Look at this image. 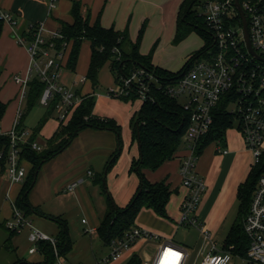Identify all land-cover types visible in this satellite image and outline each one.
<instances>
[{
  "label": "crops",
  "instance_id": "0c3cea01",
  "mask_svg": "<svg viewBox=\"0 0 264 264\" xmlns=\"http://www.w3.org/2000/svg\"><path fill=\"white\" fill-rule=\"evenodd\" d=\"M183 1L57 0L56 7L51 9L50 0H0V13L8 12L18 21V25L14 28L3 21L0 35V100L6 104L5 114L0 120L3 127L10 129L19 121L23 122L24 129H32L38 125V123L35 125L29 123L30 114L22 117V108L26 98L21 96V85L14 79L16 75L25 77L31 66L27 45L31 38L29 28L32 24L42 23L45 27L43 37L45 40H49L53 32L60 30L63 21L69 23L74 21L73 8L75 3H78L81 13L85 17L89 16L91 22L99 20L105 28L126 32L132 42L138 40L143 29L140 52H147L142 44L150 29L158 32L156 38L159 35V39L155 44L157 49L164 42L163 38L167 32L170 34L169 43L173 40ZM17 36L24 37L25 42L19 43ZM193 50L190 49L181 58L179 57L177 62H172L166 67H163L159 62L156 64L152 62L155 66L177 72L184 66L185 63L181 67L183 61L187 62L193 55ZM156 54L157 51L154 57ZM91 56L90 42L84 41L81 45L77 66L75 69H70L66 66L67 53L63 60L64 68L59 82L75 91L79 96L94 95L96 102L93 113L99 118L115 121L121 128V136L125 129L130 131L133 136L131 122L140 107L133 113V104L130 100L107 94V91L116 85L115 77L108 64L104 65L99 72V81L101 83L104 79L108 86L107 91L98 90L101 84L94 88L91 80L87 78ZM82 77H86L83 82L81 81ZM39 102L41 104V101ZM43 106L45 107L44 104ZM55 113L57 114V112ZM34 115L36 118V113ZM41 115V112H38L39 119L44 117ZM60 124L58 114L56 116L49 115L40 128L36 141L44 147L45 142L53 136ZM237 133L230 132L228 134L227 131L226 145L229 148L227 152H220L218 148L221 145L212 142L203 150L197 161V170L206 182V190L198 205L197 215L203 222L205 230L211 235L213 242L214 236L229 224L230 215L238 201V188L245 182L252 168V154L242 140L241 134L238 131ZM118 144V135L110 128L88 126L81 129L68 147L41 166L36 175L35 184L28 195L30 205L39 208L40 212L27 214L26 217L31 222L35 215L40 219L52 221L56 226L54 236L58 235L60 226L52 217H61L68 224L72 240L69 218L75 206L70 202L77 201L87 215L82 220H87V223H84V233L88 235L85 228L88 225L98 227L108 207L107 198H104L103 191H100V185L103 188L101 177L106 169L102 175L99 170L106 168L107 161L117 149ZM131 150L132 148L129 147L130 152ZM133 153L132 161L139 157L140 152L137 154L133 151ZM184 154L185 151L180 150L176 152L173 159L166 161L157 170H145L146 177L152 182L166 179L170 183L172 193L167 204V217H161L153 210L144 208L136 219V225L169 238L176 244L191 248L190 243L185 239L177 238L181 229L177 226L181 216V205L188 193V188L182 184L179 174L181 157ZM121 157H123L122 151L117 163L106 171L105 180L108 179L111 190H114V201L123 207L128 196L136 192L139 177L133 176L130 169L128 172L132 161L126 159L125 162H121ZM24 163L27 167L28 177L23 183H12L7 175V164L0 161V227L5 225L8 220L13 219L14 203L29 179L33 165L28 161H24ZM88 170L93 173L88 174ZM74 180H81V183L74 192H66L65 187ZM196 229L203 237L202 231L199 228ZM95 235L99 236L98 233ZM90 236L92 244L94 235L90 234ZM106 247L108 248V246ZM143 249L144 240L140 239L125 252L126 255L124 254L125 257L123 256L121 264H126L135 254L141 256L140 253H142L141 257H144ZM189 250L191 251V249ZM101 257V255H95V262ZM160 264H164V262L161 261Z\"/></svg>",
  "mask_w": 264,
  "mask_h": 264
},
{
  "label": "built area",
  "instance_id": "2783aa9c",
  "mask_svg": "<svg viewBox=\"0 0 264 264\" xmlns=\"http://www.w3.org/2000/svg\"><path fill=\"white\" fill-rule=\"evenodd\" d=\"M245 12L250 38L257 54L264 58V0H240ZM57 0H50V8L56 7ZM205 21L214 37V50L207 51L195 60L183 74L166 87V94L173 98H182L181 104L189 115V125L185 135L186 149L181 157L179 174L188 193L181 205V216L177 226H195L199 228L205 240L203 250L195 264H230L234 254L223 246L218 248L211 235L204 228L197 215V208L206 190V182L197 170L199 155L196 153L199 140L207 134L214 124V114L222 101H226V110L238 122L247 149L253 157L252 167L264 166V60L254 56L248 49L242 19L234 6V0H207L203 6ZM4 22L13 28L18 25L8 12H1ZM240 17V23L236 20ZM32 39L27 45L31 57V66L25 77L15 76L21 85V96H25L28 80L34 73L46 82L41 96V103L48 105L56 95L60 97L56 104L58 119L64 122L73 108L83 97L59 82L64 68L65 51L56 49V39L61 38L60 31H55L49 40H45V27L42 23L32 24L29 28ZM19 43H24L22 36H17ZM67 45L65 42L63 46ZM82 77L81 81H85ZM159 79L145 68L131 72L111 87L107 94L121 97L136 90L141 100L152 98L153 84ZM29 130L18 129V122L12 128L5 129L0 122V136H9L8 152L0 149V161L7 164V175L12 183H23L28 175L27 167L21 158V145L26 142ZM32 148L41 150L38 142ZM218 150L227 152L219 146ZM88 170V174H92ZM81 180H74L65 187L66 192H74ZM87 223L86 219L82 220ZM5 226L12 232L19 233L25 227L30 229L28 239L34 245L30 253H36L40 242H50L56 260L52 264H70L60 254L56 236H51L33 225L26 215L16 208L14 203L13 219ZM244 230L249 239L247 260L250 264H264V171L259 175L249 211L244 220ZM85 232L98 233V227L88 225ZM144 240L143 264H188L191 251L186 246L174 243L158 233L138 225L132 226L122 237L113 239L108 245L109 253L95 264L118 262L138 240ZM210 246V247H209Z\"/></svg>",
  "mask_w": 264,
  "mask_h": 264
},
{
  "label": "trees",
  "instance_id": "16d2710c",
  "mask_svg": "<svg viewBox=\"0 0 264 264\" xmlns=\"http://www.w3.org/2000/svg\"><path fill=\"white\" fill-rule=\"evenodd\" d=\"M207 0H184L181 4L176 29V39H183L191 30H198L205 39L204 47L194 53L177 72H172L155 66L152 56L144 55L140 52V40L143 29L136 42H132L126 32L117 31L113 28H105L99 20L91 22L89 16H84L80 11V5L75 3L73 8L74 21L72 23L63 21L61 23V38L56 39V49L68 53L66 66L75 69L79 59L81 45L84 41H89L92 49V56L87 73V78L91 80L94 88L100 85L99 72L101 68L108 64L115 77V82L119 83L121 78L128 76L132 71L145 68L152 72L158 79V84L152 85V98L141 100L140 109L134 114L131 122L133 140L138 142L139 157L132 161L131 172H135L139 177V185L129 203L121 207L107 191L105 180L106 171L110 170L119 159L122 151L121 128L115 121L103 119L96 116L94 111V95H86L78 104L70 119L61 122L58 130L49 138L41 150L32 148V143L37 142L39 130L45 123L47 117L56 112V104L60 97H56L49 102L46 115L40 120L38 126L33 129L32 135L21 145V158L30 162L33 167L30 176L18 198L15 206L26 216L33 212H40V209L30 205L28 195L32 190L36 175L41 166L50 158L57 155L68 147L79 131L85 127L110 128L114 130L119 139L117 149L112 153L106 164V171L101 177L102 186L107 195L108 207L98 226V234L104 245L108 246L113 239L124 236V234L134 225L140 212L145 209L153 210L161 217H167V204L172 190L170 183L166 180L152 182L146 175L145 170H157L166 161L173 159L176 152L186 149L185 135L189 125V115L184 110L181 102L166 94V87L176 81L185 69L193 62L201 58L207 51L214 50V37L208 28L204 15L199 10ZM236 20L240 23V17ZM3 29V19L0 14V35ZM31 38L32 39V33ZM67 45L63 46L64 43ZM70 48V49H68ZM46 86L37 73H34L28 80L25 98H28V110L36 102H39ZM136 90H131L129 94L121 96L126 100L139 98ZM226 101H222L215 111L214 124L211 130L202 136L197 144L196 153L200 156L203 150L212 142L221 146L226 144V134L233 126L234 119L226 110ZM26 110V111H28ZM6 111V104L0 100V120ZM26 114L22 113V117ZM18 129L23 130L22 121L18 123ZM10 146L9 136H0V149L8 152ZM264 171V166L252 167L251 171L238 188V213L225 240L223 247L241 257L247 256L249 239L244 230V220L249 211L252 197L257 185L259 175ZM28 177V175H27ZM60 226V231L56 236L59 252L63 256L71 251L73 243L69 234L68 224L61 217H52ZM8 236L4 245L10 247L13 237L17 234L10 231L5 225L2 226ZM40 253L44 256L42 264H52L56 260L54 249L50 242H40ZM14 264H33L23 259H17ZM126 264H143L141 256L133 255Z\"/></svg>",
  "mask_w": 264,
  "mask_h": 264
},
{
  "label": "rangeland",
  "instance_id": "374dc122",
  "mask_svg": "<svg viewBox=\"0 0 264 264\" xmlns=\"http://www.w3.org/2000/svg\"><path fill=\"white\" fill-rule=\"evenodd\" d=\"M199 10L201 12H204V10L200 7ZM157 33H158L157 30L155 31L152 29L149 30L148 35L145 36L146 38H144V42L142 44L144 50H147V52L141 51V53L144 55L151 54L152 61L154 62V64L159 62L163 67H166V65H169L172 62H177L179 57L181 58L190 49L192 50L194 49L193 50L194 51L193 54H194L200 51L205 45V39L202 36V34L198 30L193 29L181 40L176 39V31H174L173 40H171L170 43H169L170 34L169 32H167L165 37L163 38L164 42L157 49V45H155L157 40L159 39V35L156 38ZM156 51L157 54L154 57ZM184 63H186L185 60L183 61L181 67L183 66ZM102 81L103 82L100 83L101 85L98 90L107 91L108 86L105 84L104 79H102ZM179 100L182 101V98H180ZM130 101L133 104L132 112L134 113L140 107L141 99L139 98L130 99ZM74 109L75 108H73L72 111L70 112L68 118L66 119V122L70 119ZM22 110L24 114L26 115L30 114L29 123L35 125L37 123L39 124L41 119V118L39 119L40 116H38V112H41V114L45 116V113L48 111V106L45 105L44 107L42 103L40 104V102H36L33 105V107L30 110H28V98H26ZM35 113H36V118L34 115ZM52 115L56 116L57 114L54 112L52 113ZM37 126L38 125L34 126L32 129H27L29 130V132L26 135L27 136L26 139H28L32 135L33 129H35ZM237 131H238V122L234 120L233 126L228 129V134L230 132L238 134ZM121 137L123 142L122 143L123 157H121V162H125L126 159H130L132 161L133 156L131 155H134L133 151L136 152L137 154L139 152L138 142L133 140L132 138L133 136L131 135L130 131H127V129L124 130ZM129 147L132 148L131 152L129 151ZM222 147L226 148L227 150L229 149L226 144ZM129 169L130 168H128V172ZM104 170L105 167L99 170L100 175L104 173ZM132 173L133 176L138 177V175L135 172ZM106 181H107V191L110 192L113 197L114 190H111L110 184L108 183V179H106ZM100 188H99L100 191H103L104 198H107V195L104 189L101 187V185ZM115 193H117L116 190ZM131 195L128 196V200H126L127 202H125L124 206H126L129 203V201L131 200L134 194L132 195V197ZM70 203L75 207H73V211L69 218L70 219L69 227L72 236L73 247L68 254V261L70 264H84V263L92 264L95 262V255L97 256L101 255L103 257L109 253V249L102 243L98 235H94V237L92 238V244L90 243L91 236L90 234L87 235L84 233L85 224L82 222V218L87 217V215L84 212V209L82 208L81 204H79L77 201ZM238 206H239V200L236 202L232 210L229 224L219 234L214 236V242L217 244L219 249L222 248L224 244V240L230 230V227L237 217ZM32 223L35 227L41 229L42 231L44 230V232L48 233L51 236H54L56 234L55 233L56 226L50 220L40 219V217H37L35 215L34 217H32ZM180 228L181 229L179 230L177 238L185 239L186 242L190 243L189 245L191 248L189 249H191V256L188 264H195L196 260L198 261V257L201 251L203 250L205 243L204 237L200 236L199 231L196 229L195 226H180ZM7 236H8V232L3 227H0V264H14L19 258L33 264H42L44 262V256L42 253H40V251H37L36 253L29 252V249L34 244L31 243L28 239L29 236L28 227H25L22 231H20L13 237L12 244L10 245V247H6L4 245ZM140 254L142 256V253ZM124 257H122L118 262L110 263V264H121L122 263L121 261H123ZM230 264H250V263L248 262L246 257L234 255Z\"/></svg>",
  "mask_w": 264,
  "mask_h": 264
},
{
  "label": "water",
  "instance_id": "95a60500",
  "mask_svg": "<svg viewBox=\"0 0 264 264\" xmlns=\"http://www.w3.org/2000/svg\"><path fill=\"white\" fill-rule=\"evenodd\" d=\"M234 6L237 8V10L239 11V14H240V17L242 19V24H243V28H244V35H245V40H246V43H247V46H248V49L250 50V52L256 56L257 58L259 59H262L264 60V58H261L257 52L255 51V49L253 48V45H252V41H251V38H250V32H249V27H248V22H247V18H246V15H245V12L242 8V5H241V1L240 0H234Z\"/></svg>",
  "mask_w": 264,
  "mask_h": 264
},
{
  "label": "bare ground",
  "instance_id": "6f19581e",
  "mask_svg": "<svg viewBox=\"0 0 264 264\" xmlns=\"http://www.w3.org/2000/svg\"><path fill=\"white\" fill-rule=\"evenodd\" d=\"M176 263H177V261H176V259H174L173 264H176Z\"/></svg>",
  "mask_w": 264,
  "mask_h": 264
}]
</instances>
